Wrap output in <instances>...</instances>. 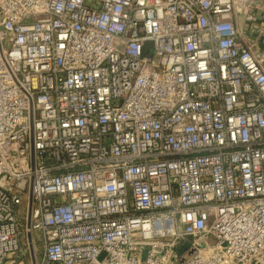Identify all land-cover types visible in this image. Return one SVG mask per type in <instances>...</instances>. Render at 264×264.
<instances>
[{
    "label": "built area",
    "instance_id": "2783aa9c",
    "mask_svg": "<svg viewBox=\"0 0 264 264\" xmlns=\"http://www.w3.org/2000/svg\"><path fill=\"white\" fill-rule=\"evenodd\" d=\"M26 250L264 264V0H0V264Z\"/></svg>",
    "mask_w": 264,
    "mask_h": 264
},
{
    "label": "rangeland",
    "instance_id": "374dc122",
    "mask_svg": "<svg viewBox=\"0 0 264 264\" xmlns=\"http://www.w3.org/2000/svg\"><path fill=\"white\" fill-rule=\"evenodd\" d=\"M22 248L25 251V240H22ZM29 252L26 250V253L24 254V260H23V264H27L29 262ZM37 254H39V250L37 249Z\"/></svg>",
    "mask_w": 264,
    "mask_h": 264
}]
</instances>
